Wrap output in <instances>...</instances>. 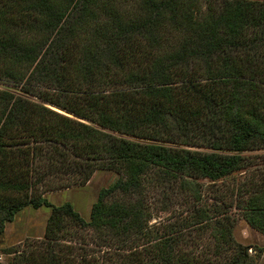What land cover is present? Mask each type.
<instances>
[{"label": "trees", "instance_id": "16d2710c", "mask_svg": "<svg viewBox=\"0 0 264 264\" xmlns=\"http://www.w3.org/2000/svg\"><path fill=\"white\" fill-rule=\"evenodd\" d=\"M0 82V233L50 209L12 264L258 263L231 210L264 237V168L225 181L264 150V0H0ZM99 170L118 179L89 221L45 198ZM158 202L183 214L150 225Z\"/></svg>", "mask_w": 264, "mask_h": 264}, {"label": "rangeland", "instance_id": "374dc122", "mask_svg": "<svg viewBox=\"0 0 264 264\" xmlns=\"http://www.w3.org/2000/svg\"><path fill=\"white\" fill-rule=\"evenodd\" d=\"M5 85L6 84L0 82V89H4ZM57 111L71 117L68 113L61 112L59 110ZM244 156L248 158V166L252 167H248V170L235 173L233 179L226 180L225 183L228 184V187L226 185L225 186L228 190H230V187L233 185L236 188L238 183H245L247 179L249 182L250 175H252L254 171L253 169L264 168V150L247 152L244 153ZM117 179L118 176L116 173L112 171L99 170L93 174L87 184L78 187L74 186L65 188L58 191H51L45 194V198L54 206L70 203L74 210L78 212L85 221H89L92 205L96 202L100 190L110 187ZM197 183L202 186L201 196L204 198L212 197L211 192L218 190L220 186L221 187L219 189L223 190L224 188L223 185L219 183L212 186L206 180H199ZM153 191L155 193V190ZM117 197L119 199L121 198L120 196ZM154 203H152V206L154 205L153 208L155 210L152 213V217L149 222L150 225L158 226L160 223L166 224L167 222H173L176 218H179V216L183 214V205H175L173 208L171 207L172 209L169 208L168 211L163 212L159 210L160 203ZM231 212L232 217L236 220L233 232L234 239L241 245L248 247V251L251 255H256L257 248L264 247V237L259 232L248 226L239 214L241 211L238 212V210L232 209ZM49 214L50 209L47 207H41L38 209L25 207L15 215L13 221L5 224L3 232L0 233V264H12L15 259L17 260L18 254H22L23 252L28 254L41 249L45 250L47 245L43 241ZM82 231L91 230L86 229ZM89 233L90 232L85 234L82 232L81 236L78 234L76 237L77 239H72V242L69 244H71V246H77V252L79 251L82 254L92 256V253L95 254L97 251H101L100 254H102L103 248H97L91 244L92 235ZM81 238L83 241H81ZM257 264H264V252Z\"/></svg>", "mask_w": 264, "mask_h": 264}]
</instances>
